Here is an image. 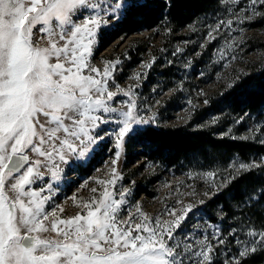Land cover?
<instances>
[{"label": "rangeland", "instance_id": "1", "mask_svg": "<svg viewBox=\"0 0 264 264\" xmlns=\"http://www.w3.org/2000/svg\"><path fill=\"white\" fill-rule=\"evenodd\" d=\"M90 2L103 4L104 0ZM256 12L260 14L253 12L250 0H219L212 10L176 31L164 27L144 28L111 39H108L107 29L121 13L111 20L105 15L107 22L99 29L88 63L103 72L105 61L119 60L109 78L108 90L117 92V86L123 91L132 89L138 114L144 119L151 118L157 126L182 125L193 129L222 123L226 112L213 111L209 96L229 87L248 67L264 62V5L258 4ZM90 14L92 10L81 9L74 19L82 23ZM221 21L224 22L221 27L213 31ZM228 21L232 22L231 26ZM39 27L34 29L35 43L38 47H47L48 37L38 31ZM59 43L63 45L64 41ZM149 64L151 66L146 67ZM138 73L141 74L139 79L136 78ZM84 74H88L87 70ZM123 91L114 101H109L111 107L126 110L121 102H127L129 97L123 95ZM98 115L111 118L109 114ZM231 117L232 120L216 132L218 135L264 143V121L257 114L245 111ZM115 129V122L101 124L93 132V142L85 147L76 141V152H67L63 162L55 154L51 160H45L27 152L30 159L42 161L41 176L30 187L37 191L44 188L42 195L49 197L45 210H56V217L49 216L45 222L49 228L53 219H68L77 213L86 215L84 203L98 199L106 188L117 200L122 191L128 190L118 219L127 220L131 213L135 217L133 226L140 222L137 205L142 213L153 220L159 217L162 222L173 219L166 214V209L179 215L184 206H191L169 242L180 245L181 250L191 245L192 252L199 251L198 241L207 238L213 245L214 264H229V261L235 264L232 258L241 248L251 249L255 245L256 250L264 249L255 244L259 237L248 235L249 230H264V203H256L260 189L245 194L241 202L232 201L229 212L222 204L210 202L235 176L247 171L239 168L240 163L255 165L248 170L264 175V155L253 154L245 160L238 155L224 159L213 152L206 156L193 153L176 164L165 165L146 158L140 145L128 146V137L117 148ZM97 132L102 138H95ZM117 151L120 152L118 159ZM113 159H116L115 165ZM53 165L59 168L55 178ZM92 189L97 191L92 192ZM6 191L10 197L14 195L7 188ZM41 235L54 237L55 233L49 231ZM220 239L223 244L219 243ZM184 259L185 264H189V260L197 258L189 253ZM259 264H264V260Z\"/></svg>", "mask_w": 264, "mask_h": 264}, {"label": "snow or ice", "instance_id": "2", "mask_svg": "<svg viewBox=\"0 0 264 264\" xmlns=\"http://www.w3.org/2000/svg\"><path fill=\"white\" fill-rule=\"evenodd\" d=\"M250 3L259 15L256 6L264 5V0ZM135 6V0H104L103 4L90 0H0V264H185L189 253L197 258L189 264H214L213 245L207 238L198 241L200 250L195 252L191 245L181 250L180 245L169 243L191 211L190 205L179 215L166 209L173 219L164 222L148 217L137 205L140 222L133 226L131 213L127 220L118 219L128 190L117 200L106 188L98 199L84 203L86 215L53 219L49 228L45 222L49 216L56 217V210H45L49 197L42 195L44 188L37 191L30 187L41 176L42 161L30 159L27 152L45 160L55 154L63 162L67 152H76V141L85 147L92 143L93 132L103 123H116L117 148L139 126L152 123L151 118L138 114L132 89L123 91L117 86V92L108 90L119 60L105 61L103 72L88 63L99 29L107 22L105 15L111 20ZM81 9L92 10V14L76 23L74 17ZM231 23L228 21L229 26ZM38 25V31L48 37L47 47L35 43ZM59 41H64L63 45ZM140 76L138 73L136 78ZM121 91L129 97L121 102L126 110L109 105ZM95 138L102 137L97 132ZM115 155L118 159L120 152ZM254 166L239 164L244 170ZM53 168L55 178L59 168ZM112 173L116 175L115 167ZM49 231L55 236L41 235ZM248 235L259 237L255 244L264 246V230H249ZM219 243L223 244V239ZM255 251V245L251 249L245 246L232 260L241 264Z\"/></svg>", "mask_w": 264, "mask_h": 264}, {"label": "trees", "instance_id": "3", "mask_svg": "<svg viewBox=\"0 0 264 264\" xmlns=\"http://www.w3.org/2000/svg\"><path fill=\"white\" fill-rule=\"evenodd\" d=\"M218 1L135 0L136 6L121 14L120 18L108 27V39L144 28L164 27L176 31L212 10ZM208 99L213 111L226 112L224 122L193 129L182 125L161 127L150 123L138 128L135 134L129 136L127 145H140L146 158L165 165L176 164L193 153L206 156L213 152L224 159L238 155L245 160L253 154L264 155V143L216 133L232 120V114L251 112L264 121V62L248 67L229 87L212 93ZM263 178L264 175L257 174L256 170L243 171L216 193L210 202L222 204L223 209L229 212L232 209V201L241 202L245 194L260 189L256 203H264ZM154 180L155 177L151 181ZM263 260L264 249H260L243 258L241 264H259Z\"/></svg>", "mask_w": 264, "mask_h": 264}]
</instances>
